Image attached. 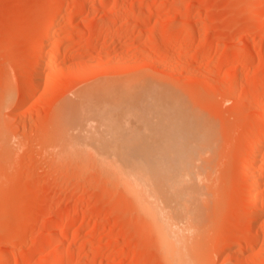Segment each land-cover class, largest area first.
Returning <instances> with one entry per match:
<instances>
[{
  "label": "rangeland",
  "instance_id": "1",
  "mask_svg": "<svg viewBox=\"0 0 264 264\" xmlns=\"http://www.w3.org/2000/svg\"><path fill=\"white\" fill-rule=\"evenodd\" d=\"M57 18L45 46L49 64L22 112L20 81ZM131 75L183 94L213 138L207 156L218 162L197 255L207 264H264V212L247 244L252 194L242 192L255 145L249 133L264 129L257 109L264 106V0H0V264H166L152 221L101 159L58 155L51 138L61 106L80 89ZM96 122L95 131L112 139L110 127ZM262 190L260 202L264 182ZM62 245L71 251L57 263L52 255Z\"/></svg>",
  "mask_w": 264,
  "mask_h": 264
},
{
  "label": "bare ground",
  "instance_id": "2",
  "mask_svg": "<svg viewBox=\"0 0 264 264\" xmlns=\"http://www.w3.org/2000/svg\"><path fill=\"white\" fill-rule=\"evenodd\" d=\"M78 3L74 2L73 5L77 6ZM60 25L61 19L57 18L53 21L49 33L44 36L43 43H40V48L36 50V62L32 70L30 69V73L28 72L30 75L27 74L29 77H24L23 82L22 79L20 81L21 87H26V89L20 87L23 90L20 94L22 112L26 101L38 91L42 72L49 64V52L46 51L49 46L47 48L45 46L53 39ZM240 53H236L237 57L242 55ZM136 76L131 75L130 79L128 76H121L122 80L127 78L118 83V79L112 80L115 77L107 76L109 83L103 79L105 83L95 81L91 86L80 89L76 100L68 101L61 106L55 134L51 138H54L56 142L55 148H58V155L64 157L67 154L68 157L69 154L77 158H86V160L101 159L102 164L108 167L112 178L133 200L135 210L152 221L158 237L161 257L166 264H207L204 261L205 258L202 257V259L197 255L196 243L206 217L204 209L207 196L213 187L210 176L212 173L214 175L217 165V158L207 156L209 152L211 154L213 152V147L211 148L213 138L210 136L211 143L210 137L205 136L210 134H205L204 129L202 131L199 129L200 126L204 127L202 122V125L200 124L202 121H199L200 115L195 116L199 109L196 110L193 104L187 102L183 94L164 90L165 88L163 89L159 84L156 85L146 77L142 79L144 78L142 74V78H136ZM155 78L158 80L159 77ZM8 85L11 86L9 83ZM9 88L14 89V87ZM9 93H6L7 95L5 94L4 99L1 100L3 107L8 106L7 104L11 101V91ZM263 107H257L261 118L264 117ZM95 117H98L103 125L110 127L108 134L113 136L112 139L107 140L110 136H106V131L102 132L100 129L95 131L97 127L94 122L97 121L96 123L99 124ZM163 128L167 130L161 131ZM261 130H255L254 133L250 130L253 135L249 133V138L254 140L255 145L252 144L253 147L249 150L252 154L251 159L247 158L248 162L243 164V166L246 164L244 166L246 176L243 179L247 185L243 188L245 192H242L252 194V198L248 200V206L253 209L249 210L252 213L250 212L248 216L251 229L248 231L252 236L248 232L250 239H246L247 244L250 240L255 242V239H252L256 236L254 228L264 212V200L260 202L264 170L258 172L259 169H257L258 155L264 151V129ZM163 138L176 139V141L163 142ZM83 140L86 141L83 142ZM93 140H96L97 144L101 142L102 146L99 145L101 149L102 147L106 148V151L110 149L111 152L108 153L116 155L117 159L109 160V157L105 156L107 153L92 146ZM74 218L76 217L68 218L65 222L69 224ZM241 222L245 223V221ZM236 238V241L241 240L238 236ZM233 243L234 240L227 246L232 247L235 245ZM252 245L251 243L250 246ZM6 251L10 253L12 250L8 248ZM69 251H71L70 245L58 247L52 259L62 263L66 258L65 253Z\"/></svg>",
  "mask_w": 264,
  "mask_h": 264
}]
</instances>
